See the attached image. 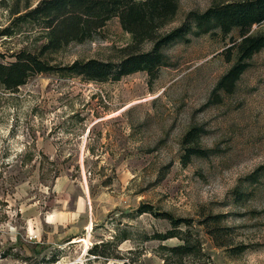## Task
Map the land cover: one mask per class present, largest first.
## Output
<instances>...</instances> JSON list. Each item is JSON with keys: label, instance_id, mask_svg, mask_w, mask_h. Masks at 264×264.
Here are the masks:
<instances>
[{"label": "rangeland", "instance_id": "1", "mask_svg": "<svg viewBox=\"0 0 264 264\" xmlns=\"http://www.w3.org/2000/svg\"><path fill=\"white\" fill-rule=\"evenodd\" d=\"M4 1L0 62L39 53L45 31L20 16L40 0ZM237 1L177 0L158 34L189 22L191 12ZM251 31L264 32V21ZM131 42L113 17L93 38L41 59L55 68L117 62ZM229 43L219 32L189 33L161 49L167 65L151 81L143 71L97 83L53 70L15 91L0 85V264H162V246L179 241L156 239L172 226L139 214L142 204L192 221L202 255L186 264H264V49L226 94L216 83L232 63ZM190 128L208 156L184 164ZM214 214L230 228L224 247L197 225ZM102 243L105 256L89 254Z\"/></svg>", "mask_w": 264, "mask_h": 264}, {"label": "trees", "instance_id": "2", "mask_svg": "<svg viewBox=\"0 0 264 264\" xmlns=\"http://www.w3.org/2000/svg\"><path fill=\"white\" fill-rule=\"evenodd\" d=\"M5 5V1L0 0V7ZM28 8L26 5L27 10L20 16L21 20L40 25L45 31L46 42L37 54L22 50L14 54L13 61L0 62V85L8 91H15L33 74L53 70L97 83L118 81L123 76L143 71L151 81L159 69L167 65L166 55L161 51L164 46L184 41L189 33L210 32L213 35L219 32L223 36H229L230 43L224 56L227 62L232 63L218 79L216 90L230 94L253 55L264 49V32L251 31L253 25L264 21V0L229 2L211 6L202 13L191 12L189 22L185 21L165 35H159V29L176 14L177 0H40L32 8ZM113 17L118 19L121 28L132 38L119 61L75 60L67 66L55 68L41 59L45 51H56L71 42L81 43L93 38ZM234 32L237 33L236 38L232 36ZM144 42L152 43L150 50L139 49ZM198 137L196 128H190L182 137L181 144L185 152L181 160L184 164L191 156H208L206 150L196 145ZM137 212L161 217L172 226L167 232L155 236L160 241L169 238L179 241L172 246H162V264H186L185 258H198L202 255L198 234L189 230L193 225L191 220L174 218L166 212H156L148 204L140 205ZM222 218L221 214L207 215L197 222L219 247L226 246L231 235L230 228L221 225ZM181 225L186 226V229L180 230ZM104 244H94L89 249V254L95 257L105 256L98 250ZM121 264L127 262L123 261Z\"/></svg>", "mask_w": 264, "mask_h": 264}, {"label": "bare ground", "instance_id": "3", "mask_svg": "<svg viewBox=\"0 0 264 264\" xmlns=\"http://www.w3.org/2000/svg\"><path fill=\"white\" fill-rule=\"evenodd\" d=\"M90 227V226H89ZM88 229V228H87ZM89 230V229H88ZM81 240H84L85 241V239H81Z\"/></svg>", "mask_w": 264, "mask_h": 264}]
</instances>
